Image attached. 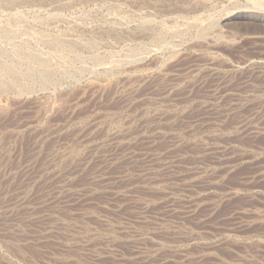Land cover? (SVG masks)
I'll return each mask as SVG.
<instances>
[{"label": "rangeland", "instance_id": "obj_1", "mask_svg": "<svg viewBox=\"0 0 264 264\" xmlns=\"http://www.w3.org/2000/svg\"><path fill=\"white\" fill-rule=\"evenodd\" d=\"M256 6L0 0V264H264Z\"/></svg>", "mask_w": 264, "mask_h": 264}, {"label": "bare ground", "instance_id": "obj_2", "mask_svg": "<svg viewBox=\"0 0 264 264\" xmlns=\"http://www.w3.org/2000/svg\"><path fill=\"white\" fill-rule=\"evenodd\" d=\"M222 21H223L224 25H227V26L232 25V24H236V25L244 24V25H250V26H260L262 29L255 34H260L259 36H261V37L264 36V8H262L260 6L250 7V8H245V9L242 8L241 10L238 9L237 11H234L230 14L227 13V15L225 17H223ZM219 22H220V20H219ZM217 24H218V22H217ZM219 25H221V24H219ZM248 33L254 34V32L247 31L244 33V35L248 34ZM7 70H8V68L6 69L5 66L0 64V91H3V90L6 91L5 89L8 87H13V89L15 88L19 92L24 91L25 86L23 84H21L18 81V79L13 78L14 76H10L9 71H7Z\"/></svg>", "mask_w": 264, "mask_h": 264}]
</instances>
